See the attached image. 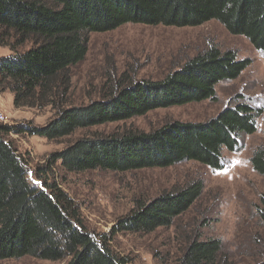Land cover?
I'll return each mask as SVG.
<instances>
[{
  "label": "trees",
  "instance_id": "1",
  "mask_svg": "<svg viewBox=\"0 0 264 264\" xmlns=\"http://www.w3.org/2000/svg\"><path fill=\"white\" fill-rule=\"evenodd\" d=\"M209 21L264 51V0H0V46L10 51L0 58V93L12 94L14 109L55 111L41 128L0 125V261L30 257L66 259L65 264H128L106 234L96 236L87 229L79 209L50 181V168L35 170V183L29 179L24 160L5 137L27 133L52 141L152 110L214 99L219 83L236 80L250 65L217 47L192 57L161 81L116 80L100 99L81 107L66 105L69 69L84 60L90 34L129 24L185 28ZM26 44L30 46L19 52ZM259 111L236 103L202 123L171 122L148 133L81 138L53 154L50 163H60L70 173H127L184 161L220 170L222 151H236L241 136L255 133ZM250 165L264 176V147L253 151ZM202 190L201 182H192L152 201L135 200L114 230L136 235L169 228ZM262 206L264 226V198ZM183 241L175 264H228L219 240H201L195 233Z\"/></svg>",
  "mask_w": 264,
  "mask_h": 264
},
{
  "label": "rangeland",
  "instance_id": "2",
  "mask_svg": "<svg viewBox=\"0 0 264 264\" xmlns=\"http://www.w3.org/2000/svg\"><path fill=\"white\" fill-rule=\"evenodd\" d=\"M29 46L26 44L18 51ZM211 47L231 51L238 60L250 62L236 80L215 87L214 99L152 110L127 121L77 130L52 141L27 133L11 132L5 137L24 160L29 179L35 183L34 171L39 167L50 168V181L58 184L79 209L87 229L96 236L106 234L110 246L128 264H175L184 236L192 237L195 233L201 240H219L221 256H225L228 264H260L264 260V226L259 214L263 209L264 176L256 174L250 165L253 151L264 147V51L256 50L244 37L230 35L216 21L185 28L129 24L110 32L90 34L84 60L69 69L66 105L86 106L100 99L105 87L116 80L161 81ZM9 54L8 48L0 46V58ZM12 101L9 92L0 93V114L4 117L0 125L41 128L54 118L51 107L14 109ZM236 103L260 110V114L254 120L255 133L241 136L236 151H222L220 170L184 161L169 168L127 173L99 170L70 173L60 163H50L53 154L81 138L109 137L126 131L148 133L171 122L202 123ZM192 182L202 183L201 196L173 226L136 235L114 230L119 219L131 212L135 200L152 201L164 192L179 190ZM66 261L24 257L0 264Z\"/></svg>",
  "mask_w": 264,
  "mask_h": 264
},
{
  "label": "built area",
  "instance_id": "3",
  "mask_svg": "<svg viewBox=\"0 0 264 264\" xmlns=\"http://www.w3.org/2000/svg\"><path fill=\"white\" fill-rule=\"evenodd\" d=\"M0 122H4V117L0 114Z\"/></svg>",
  "mask_w": 264,
  "mask_h": 264
},
{
  "label": "snow or ice",
  "instance_id": "4",
  "mask_svg": "<svg viewBox=\"0 0 264 264\" xmlns=\"http://www.w3.org/2000/svg\"><path fill=\"white\" fill-rule=\"evenodd\" d=\"M237 163H238V162H237ZM224 174H226V172H225Z\"/></svg>",
  "mask_w": 264,
  "mask_h": 264
}]
</instances>
